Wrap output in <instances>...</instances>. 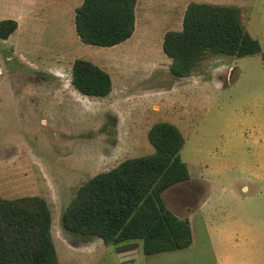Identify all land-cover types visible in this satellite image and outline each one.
Returning a JSON list of instances; mask_svg holds the SVG:
<instances>
[{
	"label": "rangeland",
	"instance_id": "1",
	"mask_svg": "<svg viewBox=\"0 0 264 264\" xmlns=\"http://www.w3.org/2000/svg\"><path fill=\"white\" fill-rule=\"evenodd\" d=\"M28 1L43 13L32 35L21 25L19 34L27 38L15 48L20 60L32 62L23 53L39 58L51 52L59 42L49 37L51 32L66 23L69 42L54 49L66 52L69 45V55L91 59L113 83L112 94L103 100L82 95L75 101L53 99L50 92L64 94L71 87L70 61L56 71L66 84L59 92L47 73L9 60L6 54L13 49L0 39V67L8 71L0 69V196L45 200L59 264H264V0H137L132 36L111 47L85 44L77 37L70 16L82 0H72L71 8L66 0H0V11H21ZM189 1L240 3L245 12L250 10L244 15L249 17L245 28L261 51L243 57L206 51L189 76L172 77L162 37L166 30L181 27ZM45 23L49 25L39 27ZM33 65L43 67L37 61ZM155 120H168L184 132L180 157L196 181L190 186L175 183L161 198L174 214L190 218L191 244L144 254L140 239L106 244L65 231L61 215L78 188L123 157L146 153L147 127ZM201 181L211 186V202L222 203L216 212L207 209L209 222L240 216L251 230L253 240L241 241L246 229L237 227L238 246L228 248L230 258L224 262L218 239L197 210L196 193L210 190Z\"/></svg>",
	"mask_w": 264,
	"mask_h": 264
},
{
	"label": "trees",
	"instance_id": "2",
	"mask_svg": "<svg viewBox=\"0 0 264 264\" xmlns=\"http://www.w3.org/2000/svg\"><path fill=\"white\" fill-rule=\"evenodd\" d=\"M136 1L82 0L73 18L80 41L111 47L129 39L135 29ZM16 28L15 19H1L0 39ZM161 48L176 78L189 76L206 51L234 57L261 51L259 41L241 24L237 6L194 1L184 9L181 28L164 32ZM71 67V83L81 94L103 97L112 90L110 74L95 62L77 58ZM146 136L153 152L128 157L78 188L61 215L65 231L83 241L95 236L106 244L140 239L144 254L191 244L188 218L174 214L161 198L165 188L189 178L180 157L184 136L165 120L154 122ZM0 264H59L51 214L42 197L0 196Z\"/></svg>",
	"mask_w": 264,
	"mask_h": 264
},
{
	"label": "crops",
	"instance_id": "3",
	"mask_svg": "<svg viewBox=\"0 0 264 264\" xmlns=\"http://www.w3.org/2000/svg\"><path fill=\"white\" fill-rule=\"evenodd\" d=\"M66 1L68 2V4H70V8H71L72 7L71 6L72 0H66ZM189 2H192V1H189ZM194 2H207V3H212V4L237 6L240 9V20H241V24L243 25L244 28H245V24L247 23V20L249 19V17L247 19H245L246 17H244V15L246 14L247 11H248V13H250V10H247L245 12V10H243V6L240 3H234V4L216 3L215 1H211V2L210 1H194ZM24 5H25V7L21 11H11L10 13L7 12V11H4V12L0 11V20L4 19V18H12V19H15L17 21L16 30L13 33H11L9 35V37H7L6 39H1V40H3V42H5V45H6L5 47H8L9 49H11V48L13 49V52H12L13 56L11 54H6V56L9 55L11 57V58H9V60L10 59H13V60L14 59H19L18 62L20 63V65L21 66L25 65L26 69H29V70L31 69V70H33L35 72L47 73L48 77L53 79L54 82H55V85H57L59 87V92H62V89H60L61 85H65L66 86V84H62L63 79L59 75H57L56 71H60V70L64 69L65 66L62 65V64L63 63H67V61H70L69 62V64H70V68H69L70 70L69 71H71L70 72L71 76L69 77V81L68 82L71 85V87H70L69 90L63 91L64 94H53V93L50 92L49 95L53 99L63 100L65 98H71V99H73L75 101V100H77L78 95L86 96V97H89V98H92V99H101V100L109 97L112 94L113 87H112V90L109 92V94H107L106 96H103V97H90V96H87V95H83V94H81L79 91H77L73 87V85L71 83V78H72V67L71 66H72V63L77 58H85V57H82V56L81 57H79V56L77 57V55L72 56L71 54L69 55L70 51L72 50V48H70L69 45L66 46V47L69 48V50L66 51V52H64L61 49H59V50L54 49L55 47H59L60 48L63 45H65V43L69 42L68 41L69 36L66 34V31L64 30V29L67 28L66 23H65V27H64L63 23H62V26L61 25H57L58 26L57 32H51L52 35H50L49 37L53 38V40H59V42L57 43V45L54 46V48H53V50L51 52L47 51L45 54H43V56H41L39 58H36L35 56H34V58H32V55L29 56V54H24L23 53L22 56L23 55L24 56L22 58L24 59V57H26V58L32 59V62L27 60V59L20 60L19 56L16 54L15 48L18 47L19 45H22V40L27 38V37H25V35L19 34L20 30H21V27L22 26L27 27L28 31L30 32L29 35H32V33H33L34 29H35V26L37 24V18H39L38 16H41V14L43 13V11L34 10L33 4L30 3L29 1L27 3H24ZM77 6L78 5H74V7L72 9L73 15L70 16V14H69L68 16H70L71 18H72V16H74V12H75V9H76ZM248 8H250V6ZM69 9L67 10V12H69ZM19 17L23 18L22 22L19 20ZM23 22L24 23L28 22V25L26 26ZM179 24L181 25V23H179ZM46 25H49V23H47V24L45 23L44 25H40L39 27L43 28V27H46ZM72 27L74 28V20L73 19H72ZM180 28L181 27L173 28V29L178 30ZM245 30H246V28H245ZM43 31H45V30H43ZM248 33H249V31H248ZM19 37H20V39H18ZM33 37H36V36H34V34H33ZM77 37H75V38L77 39ZM76 39L73 41V42H75V44H74L75 48L77 47V43H76L77 40ZM66 56L69 57V60H68V58H66ZM70 57H72V60L70 59ZM85 59H88V58H85ZM89 60H91V59H89ZM35 61H37L39 64H41L43 66L42 69H38V67L36 65H33L35 63ZM226 64H227L228 67L231 65L228 62H226ZM195 68H196V66H195ZM0 69L2 70V72H4V74L8 72V71H3V69L1 67H0ZM194 69H193V71H194ZM48 73H51V74H48ZM43 79H45V77H43ZM42 82H44V80H42ZM157 121L158 120H155L154 122H157ZM165 121H168V120H165ZM152 124H150L147 127V131H148L149 127ZM181 133L184 136V132L181 131ZM146 134H147V132H146ZM137 150L141 151V149H137ZM151 152H153V147L148 142L147 152L144 153V154H149ZM144 154L140 153V154H137V155H129V156L123 157V159L127 158V157L139 156V155H144ZM194 181H196V180H193V179H191L189 177L187 180L183 181L182 183H186L187 182V184L190 186L192 183H194ZM201 182H203L204 185H208L210 190L204 192L202 195H199V193H196L195 198H196L197 210H199V211H201L203 213V215H204V220L203 221L205 222V225L213 233V235L218 239V243H219L218 246L221 247L220 252H222L220 254V256H222V258H224V259H222V262H224L225 259H229L230 258L229 257L230 256V253H229L230 249H228V248H234V247L238 246V244L235 242L236 235H237V233H236L237 227H240V229H246V234L241 236V241L253 240V238L251 236V232H250L251 230H250L249 226L245 225L240 220V216H238V218H231L229 215H227V216H224L223 219H221V220L209 222L207 220V209H211L212 211L216 212L217 208L219 206H220L219 209L222 207V203L221 202L212 203L211 202V186L209 185L208 181L207 182L206 181H201ZM231 183H233V182H231ZM221 189L223 190L224 187H221ZM242 190L244 192H247V190H248L247 185L244 184L242 186ZM194 191H195V189L193 191H191L189 194L191 195V193H194ZM232 195L235 196V194H232ZM188 220L190 222V218ZM190 225H191V223H190ZM228 264H231V262H228Z\"/></svg>",
	"mask_w": 264,
	"mask_h": 264
}]
</instances>
